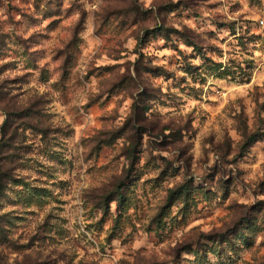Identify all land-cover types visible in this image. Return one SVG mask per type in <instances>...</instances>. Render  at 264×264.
<instances>
[{
    "label": "clouds",
    "instance_id": "obj_1",
    "mask_svg": "<svg viewBox=\"0 0 264 264\" xmlns=\"http://www.w3.org/2000/svg\"><path fill=\"white\" fill-rule=\"evenodd\" d=\"M0 264H264V0H0Z\"/></svg>",
    "mask_w": 264,
    "mask_h": 264
}]
</instances>
